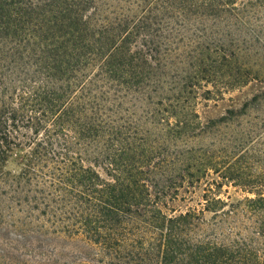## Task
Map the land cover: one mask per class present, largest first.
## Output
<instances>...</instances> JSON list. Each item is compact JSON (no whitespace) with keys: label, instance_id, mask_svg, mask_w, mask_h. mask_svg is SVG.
Listing matches in <instances>:
<instances>
[{"label":"trees","instance_id":"trees-1","mask_svg":"<svg viewBox=\"0 0 264 264\" xmlns=\"http://www.w3.org/2000/svg\"><path fill=\"white\" fill-rule=\"evenodd\" d=\"M252 82L264 0H0V264H264Z\"/></svg>","mask_w":264,"mask_h":264},{"label":"rangeland","instance_id":"rangeland-1","mask_svg":"<svg viewBox=\"0 0 264 264\" xmlns=\"http://www.w3.org/2000/svg\"><path fill=\"white\" fill-rule=\"evenodd\" d=\"M239 3L246 2L248 0H237ZM264 92V84L259 82H252L244 88L225 94L222 98H213L211 100L201 99L198 104V113L200 116V122L203 126L209 124L211 121L220 119L227 115L229 110H240L242 106L256 94ZM21 167V160L19 156H14L7 164L6 171L17 172ZM230 195L234 200L241 196V193H237L235 189L229 190ZM183 196L185 192H182ZM203 195V185L200 188H196L194 194L187 195L188 199L184 202L170 203V207L185 210L188 207H196ZM190 198V199H189ZM81 245V244H80ZM1 248V247H0ZM73 250V247H70Z\"/></svg>","mask_w":264,"mask_h":264}]
</instances>
